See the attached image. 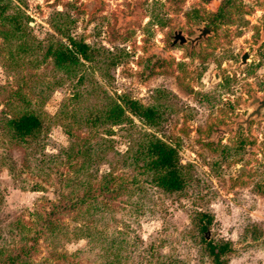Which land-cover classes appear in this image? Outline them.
<instances>
[{
	"label": "rangeland",
	"instance_id": "1",
	"mask_svg": "<svg viewBox=\"0 0 264 264\" xmlns=\"http://www.w3.org/2000/svg\"><path fill=\"white\" fill-rule=\"evenodd\" d=\"M4 1L0 12L22 16L23 30L5 37L0 19V247L27 239L40 264H210L202 235L231 241L228 264H264V106L248 116L253 98L264 99V0H241L247 15L221 16L201 40L198 8L213 5L203 0H104L89 24L74 12L81 0H11L3 9ZM63 11L74 15L62 22ZM67 36L87 42L92 58L59 67L46 49ZM155 46L169 59L153 62ZM122 97L155 106L156 123L128 110L120 123L107 120ZM10 99L42 118L36 140L10 139L1 120ZM149 134L177 148L183 189L163 190L131 163ZM84 177L94 191L86 212L77 198ZM72 200L81 215L62 211L66 231L46 233L36 212ZM198 212L212 214L209 231H199Z\"/></svg>",
	"mask_w": 264,
	"mask_h": 264
},
{
	"label": "trees",
	"instance_id": "2",
	"mask_svg": "<svg viewBox=\"0 0 264 264\" xmlns=\"http://www.w3.org/2000/svg\"><path fill=\"white\" fill-rule=\"evenodd\" d=\"M2 7V6H1ZM1 10V9H0ZM0 19L2 20L3 31L1 34L5 37H18L22 35L19 33L22 29V16L16 14H10L3 16L0 12ZM8 24H5V23ZM23 30V29H22ZM68 44L63 45L62 43H56L55 45L50 44L47 46L48 55H52L55 63L59 67L65 69H71L77 64L79 58L84 59L92 58V48L89 44L83 40L73 39L71 36H67ZM72 47H70V45ZM22 92H16L15 97L19 101H24L22 98ZM124 107L119 102H115L114 106L107 110L105 117L111 123H120L127 118L126 111L137 115L146 124L153 125L156 123L159 117L158 109L153 105H143L136 99L129 97H122ZM7 108L1 109V120L5 125L6 131L10 139L15 140L19 143H29L36 140L42 130L43 120L40 115L34 110L26 107H15L13 101L10 99L6 105ZM81 140L86 145V136L81 137ZM86 156V148L76 147V153H81ZM86 158V157H85ZM131 163L140 173H146L150 176V181L155 183L158 187L166 191H178L185 187L187 183V176L185 174V166L181 162L177 148L167 142L166 140L154 135L149 134L143 143L139 146V149L135 150L131 155ZM141 160V164L138 165V161ZM135 163V164H134ZM106 175V174H105ZM105 184L101 190H107L111 185V176L105 177ZM109 182V184H107ZM83 189L81 190V196H78L79 203L85 206L82 211L86 212V193L91 198L94 197V191L89 187H86V178L81 181ZM100 190V188H99ZM100 190V191H101ZM93 194V197L91 196ZM94 199V198H93ZM77 200H72L71 203L61 202L56 204L54 208L44 212L42 216L40 212H36L38 222L41 223L46 233L51 231H66V224L61 222L60 213L62 211L72 210L76 214L82 213L80 204ZM94 201L98 204L95 200ZM101 205V204H98ZM76 209V210H75ZM101 209V207H100ZM75 214V215H76ZM81 215V214H80ZM212 221V214L208 212H198V229L204 231L208 228V224ZM46 222V223H44ZM65 224V225H64ZM85 235H86V224H85ZM44 231L41 227L33 230V236L30 237L32 240H36L37 236ZM93 235H98L94 232ZM201 239L204 244V252L209 257L210 264H228V252L232 249L230 240L227 239H205L201 235ZM27 240V239H26ZM26 240H23V244L20 248H5L0 247V264H40L35 263L32 258L34 255V245L28 244ZM114 245V244H113ZM115 247V246H114ZM117 249V247L115 248ZM117 255V254H116ZM56 257V255L54 256ZM117 257V256H116ZM112 258L111 260H113ZM110 264V263H109ZM154 264H167L163 260L160 262L155 261Z\"/></svg>",
	"mask_w": 264,
	"mask_h": 264
},
{
	"label": "flooded vegetation",
	"instance_id": "3",
	"mask_svg": "<svg viewBox=\"0 0 264 264\" xmlns=\"http://www.w3.org/2000/svg\"><path fill=\"white\" fill-rule=\"evenodd\" d=\"M84 1L85 0H81V2H80V4H79V6H78V8H79V10H80V12L78 11H75L74 10V12H76L77 14H79V13H83V15H84V18L86 17V23L87 24H89L93 19H94V17L97 15V14H102V13H105V10L103 9V7H104V0H96V3L97 4H95L92 8H90V9H84L83 8V4H84ZM87 1H90V0H86V2ZM18 3H19V1H17ZM69 2L70 3H72V5L74 4L75 5V3H78V1L77 0H69ZM203 2L205 3V4H209V3H212L213 5H212V11L211 12H209L208 10H205V8H198V15H199V17H200V20L202 21V22H205V23H207V26H205V27H201L200 29H199V34H198V36H197V40H201L205 35H208V34H210L211 32H214V25L212 24V22L213 21H215L216 19L218 20V18L220 19L221 18V16L223 17V16H233V15H235V13H237L238 11H241L240 10V6H241V0H216V2H215V0H203ZM243 2V1H242ZM10 3H11V0H6V1H4V3H2L1 4V6L3 7V9H6V7L7 6H10ZM20 4V3H19ZM21 5V4H20ZM73 5V6H74ZM200 5V4H199ZM198 5V6H199ZM17 8H18V6H16ZM1 9V8H0ZM19 9V8H18ZM201 9V10H200ZM72 11V10H71ZM71 11H69V12H56V14L59 16V17H62L61 19H60V21H64V17L65 16H72V15H74ZM206 11V12H205ZM87 12H89V15L87 14ZM241 13H242V15H247L245 12H244V10H242L241 11ZM88 16V17H87ZM221 20V19H220ZM67 21L68 22H70L71 20L70 19H67ZM57 29H59V28H57ZM260 31H262V28L260 29ZM263 31H264V29H263ZM253 34L255 33V31H253L252 32ZM264 34V33H263ZM259 36H261V34H259ZM258 38L254 35V36H252V40H257ZM183 40H187L186 38H183ZM87 43V42H86ZM88 44V43H87ZM264 45V35H263V37H262V39L260 40V45ZM163 47V46H162ZM165 50H166V52H167V55H163V59L162 58H160L159 56L157 57V58H155L154 56H156L157 54H155V55H153L152 56V60H153V62L154 61H158V62H164L166 59H169V53H168V50L165 48V47H163ZM244 53V52H243ZM243 53L239 56V60L241 61V63L242 64H244V63H247V61L250 59V56H251V53L250 52H247V56H246V58H245V61L243 62L242 61V55H243ZM155 58V59H154ZM153 65V64H152ZM264 100V99H263ZM260 110H261V108H260ZM250 113V112H249ZM260 113V112H259ZM251 116H253V115H251ZM250 117V116H249Z\"/></svg>",
	"mask_w": 264,
	"mask_h": 264
},
{
	"label": "water",
	"instance_id": "4",
	"mask_svg": "<svg viewBox=\"0 0 264 264\" xmlns=\"http://www.w3.org/2000/svg\"><path fill=\"white\" fill-rule=\"evenodd\" d=\"M96 3V0H90V1H87L86 0L84 1V4H83V8L84 9H90L92 8ZM87 14L89 15V12H87ZM88 17V16H87ZM32 24V22H31ZM152 52H155L157 54V56H159L160 58L163 59V55H167V52L166 50L163 48V47H160V46H155L154 48L151 49ZM247 56V52H244L243 55L241 56L242 57V61L244 62L245 61V58ZM252 102H258V105L256 106L255 109H253L248 116H251V115H254V114H259L260 112V108L262 106H264V100L263 99H259L257 97H254L253 98V101ZM206 231H209L208 229ZM207 237V235H206Z\"/></svg>",
	"mask_w": 264,
	"mask_h": 264
}]
</instances>
